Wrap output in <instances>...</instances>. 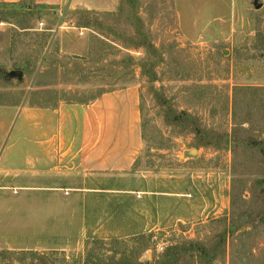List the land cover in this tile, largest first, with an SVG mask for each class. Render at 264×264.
<instances>
[{"label":"rangeland","instance_id":"1","mask_svg":"<svg viewBox=\"0 0 264 264\" xmlns=\"http://www.w3.org/2000/svg\"><path fill=\"white\" fill-rule=\"evenodd\" d=\"M45 19L0 7V42L10 28L20 47L0 58V264H264V0L219 39L184 36L172 0ZM68 19L86 27L84 57L58 52ZM129 86L143 140L130 171L81 183L57 145L38 161L29 107Z\"/></svg>","mask_w":264,"mask_h":264},{"label":"crops","instance_id":"2","mask_svg":"<svg viewBox=\"0 0 264 264\" xmlns=\"http://www.w3.org/2000/svg\"><path fill=\"white\" fill-rule=\"evenodd\" d=\"M249 1L172 0V4L177 24L184 36L215 35L217 37L214 38L219 39L223 28L230 27L232 18L239 17ZM5 6L22 7L28 12L38 11L45 20H50L81 11L113 14L121 10L122 0H0V7ZM63 24L55 35L58 37V52L69 57L86 56L90 50V41L84 32L86 27L74 25L70 19L64 20ZM40 29L33 27L25 29V32L53 30ZM6 30L5 41L0 42V58L10 61L20 47L12 37V30ZM26 119L39 125L38 154L41 157H38V161L42 160L46 164L48 159L51 160L53 151L49 146L57 145L55 150H59L63 157L71 158L73 173L81 179V183H86L91 177L127 173L143 147L136 86L104 92L85 104L59 103L37 109L29 107Z\"/></svg>","mask_w":264,"mask_h":264},{"label":"built area","instance_id":"3","mask_svg":"<svg viewBox=\"0 0 264 264\" xmlns=\"http://www.w3.org/2000/svg\"><path fill=\"white\" fill-rule=\"evenodd\" d=\"M80 33H82V31H80ZM138 53V52H137ZM66 193H68V190H66Z\"/></svg>","mask_w":264,"mask_h":264}]
</instances>
